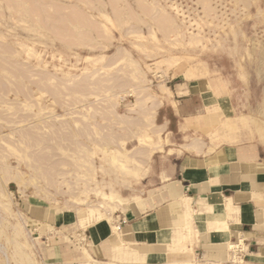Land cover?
<instances>
[{"label": "rangeland", "instance_id": "374dc122", "mask_svg": "<svg viewBox=\"0 0 264 264\" xmlns=\"http://www.w3.org/2000/svg\"><path fill=\"white\" fill-rule=\"evenodd\" d=\"M190 93L192 140L264 153V0H0V264L92 261L85 229L149 194Z\"/></svg>", "mask_w": 264, "mask_h": 264}, {"label": "crops", "instance_id": "0c3cea01", "mask_svg": "<svg viewBox=\"0 0 264 264\" xmlns=\"http://www.w3.org/2000/svg\"><path fill=\"white\" fill-rule=\"evenodd\" d=\"M196 94L177 101L174 116L183 142L171 149L176 155H167L149 194L134 197L137 203L111 220L88 225L83 244L88 251L77 259L92 258L87 264H227L230 255L231 263L237 258L264 264V153L254 145L192 140L201 129L195 122L202 108H185Z\"/></svg>", "mask_w": 264, "mask_h": 264}, {"label": "bare ground", "instance_id": "6f19581e", "mask_svg": "<svg viewBox=\"0 0 264 264\" xmlns=\"http://www.w3.org/2000/svg\"><path fill=\"white\" fill-rule=\"evenodd\" d=\"M60 59H62V56H58L57 60H60ZM98 218H100V217H98ZM189 264H192V263H189Z\"/></svg>", "mask_w": 264, "mask_h": 264}]
</instances>
